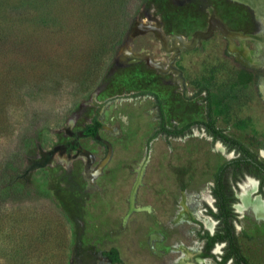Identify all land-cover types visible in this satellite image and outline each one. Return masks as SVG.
Listing matches in <instances>:
<instances>
[{"label":"rangeland","instance_id":"rangeland-1","mask_svg":"<svg viewBox=\"0 0 264 264\" xmlns=\"http://www.w3.org/2000/svg\"><path fill=\"white\" fill-rule=\"evenodd\" d=\"M61 1L45 5L57 18L46 24L32 17L43 0L0 6V26L24 17L26 28L0 32V172L28 166L22 199L0 206V264H216L223 247L201 257L197 233L216 229L211 186L236 153L199 127L151 139L155 99L139 93L155 92L174 127L205 120L208 87L217 125L264 159V17L239 0ZM212 15L253 61L219 29L175 47ZM95 119L97 135H84ZM241 204V251L264 264V213Z\"/></svg>","mask_w":264,"mask_h":264},{"label":"trees","instance_id":"trees-1","mask_svg":"<svg viewBox=\"0 0 264 264\" xmlns=\"http://www.w3.org/2000/svg\"><path fill=\"white\" fill-rule=\"evenodd\" d=\"M7 1L10 2L11 8H21L25 0H0V6L3 3H7ZM57 1L58 0H43L41 4L44 6L40 11L36 10V14L32 16L33 19L40 24L54 22L57 19L56 16L52 18L46 16L50 11H47L45 5L49 2H54L55 6H57ZM61 2H63V0ZM0 10L1 12L4 11L1 7ZM22 20H24V17L21 19L6 17L3 21L4 23L2 22L1 24L2 27L0 26V30H2L0 31L1 34H3V30L4 32H19L25 30L26 28H22L23 25L20 23ZM199 91L205 92L206 94L205 120H197L183 126L174 127H170L167 124L162 100L155 92L142 91L139 95L149 94L155 99L159 122L151 139L159 134L171 137H183L187 134H191L194 127H199L203 128L214 141H221L229 151H236V156L234 158L226 161L220 166L214 176V184L211 186V194L215 199L214 208L209 206L207 212L217 221L216 229L213 233L209 230H204L203 233L198 231L197 234L198 237L204 241L203 250L200 254L202 257L217 258V255H215L212 250L216 243L224 242L225 246L223 247V252L220 254V258L216 260V264H228L229 262V264H251L241 251L238 235L235 230L234 223L237 220V213L234 211L233 204L238 201V199L236 197L234 185L243 178L244 173L247 171L258 176L261 178V181L264 182V161L258 158V154L251 150L241 140L230 135L225 129L217 125L211 90L208 87H203L200 88ZM101 125V122L95 119L83 129L82 133L94 137L97 135ZM76 147V145L73 146V148ZM27 168L28 166L26 169H22L21 165L15 160L9 161L3 166L0 172V206L7 202L20 201L22 199L25 189L21 185H17L16 182L21 173L27 170Z\"/></svg>","mask_w":264,"mask_h":264},{"label":"bare ground","instance_id":"bare-ground-1","mask_svg":"<svg viewBox=\"0 0 264 264\" xmlns=\"http://www.w3.org/2000/svg\"><path fill=\"white\" fill-rule=\"evenodd\" d=\"M239 1H244L246 3L251 4L259 12V14H261L264 17V7H263L264 5H263V2L261 0H239ZM209 29H210V31H213L214 29H219L223 33V35L226 36L231 41L236 39V38L240 39L242 41L241 46L238 47L236 45L237 46L236 47L233 45V43H231L230 47H229L230 51L239 55L243 60H245L247 62H250L253 60L252 59V52L244 44L245 37L242 36L240 33H236L234 31H231L219 19H217L213 15L211 16V19H210ZM202 36H204L203 32L197 33L191 42L184 40V39L175 38V40H174L175 47L177 49H179L181 47L190 46V45L194 44V42H197ZM257 40L260 42V44L264 45V41H261L260 39H257ZM107 161H108V155H107L106 159L102 162L101 165L103 166V163L105 164ZM142 170L143 169L141 167L140 172H142ZM255 187H256L255 182H253L252 180H249L247 183H244L242 185V191L240 193V198L242 200V204L240 207L241 209H245V207H247L254 212H261L263 210L259 198L257 197L255 199H252L250 197V194L255 190ZM247 188H249V189H247ZM209 225H212V223H210ZM178 262L180 264H183V263H181V260L180 261L178 260Z\"/></svg>","mask_w":264,"mask_h":264},{"label":"flooded vegetation","instance_id":"flooded-vegetation-1","mask_svg":"<svg viewBox=\"0 0 264 264\" xmlns=\"http://www.w3.org/2000/svg\"><path fill=\"white\" fill-rule=\"evenodd\" d=\"M262 1V0H261ZM258 41V40H257ZM259 42V41H258ZM229 47H230V45H229ZM253 61V60H252ZM221 142V141H220ZM234 152V153H236V151H234V150H231V152ZM234 158V157H233ZM258 158H262V157H259V155H258ZM262 160L264 161V159L262 158ZM246 179V181L245 182H248L249 180H252L253 182H255V185H256V187H255V191H253V194H255V198H259V200H264V182H262L261 181V178H259L258 176H256V175H254V174H252V173H250V172H245L244 173V175H243V178H241L237 183H236V185H234L235 186V192H236V197H237V199H238V201H236L234 204H233V208H234V211L237 213V220L235 221V223H234V225H235V230H236V227H237V222L239 221V215H238V212H237V210H236V207H237V203L240 201V193H241V191H240V193L238 192V188L239 187H241V182H243L244 180ZM244 182V183H245ZM214 184V180H213V183H212V185ZM252 194V195H253ZM212 195V194H211ZM212 198H213V201H215V199H214V197H213V195H212ZM254 198V199H255ZM260 201V202H261ZM214 203V202H213ZM213 208H214V204H213V206H212ZM211 216V215H210ZM212 217V216H211ZM215 220V219H214ZM216 221V220H215ZM216 223H217V221H216ZM212 226V225H211ZM211 231V230H210ZM215 230H213V232H214ZM213 232H211V233H213ZM236 234H237V230H236ZM238 235V234H237ZM203 245H204V242H203ZM218 245H221V247H224L225 246V243L224 242H222V243H216V245L215 246H218ZM215 248V247H214ZM214 248H213V253H214ZM202 250H203V246H202ZM202 250H201V252H202ZM201 252H200V254H201ZM201 256V255H200ZM202 257V256H201ZM204 258H207V257H204ZM230 263V262H229ZM228 263V264H229Z\"/></svg>","mask_w":264,"mask_h":264},{"label":"water","instance_id":"water-1","mask_svg":"<svg viewBox=\"0 0 264 264\" xmlns=\"http://www.w3.org/2000/svg\"><path fill=\"white\" fill-rule=\"evenodd\" d=\"M214 31V30H213ZM213 31H210V29H209V27H208V30L206 31V32H203L204 33V36H202V38H206V37H209V36H211L212 35V33H213ZM200 41V39L197 41V42H194V44H192V46H189V47H186V48H191V47H193V46H195L198 42ZM233 41V40H232ZM232 41L230 40V44L232 43ZM108 160H109V158H110V156H111V152H112V149H111V146L108 144ZM102 168V167H101ZM101 168H99L98 170H97V172L101 169ZM96 172V173H97Z\"/></svg>","mask_w":264,"mask_h":264}]
</instances>
